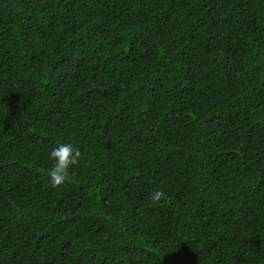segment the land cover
<instances>
[{"label":"trees","instance_id":"obj_1","mask_svg":"<svg viewBox=\"0 0 264 264\" xmlns=\"http://www.w3.org/2000/svg\"><path fill=\"white\" fill-rule=\"evenodd\" d=\"M0 264H264V0H0Z\"/></svg>","mask_w":264,"mask_h":264},{"label":"clouds","instance_id":"obj_2","mask_svg":"<svg viewBox=\"0 0 264 264\" xmlns=\"http://www.w3.org/2000/svg\"><path fill=\"white\" fill-rule=\"evenodd\" d=\"M81 157L79 148L71 143L58 144L49 154L52 166L47 169L46 174L49 176L53 187H59L69 180V170L72 166L78 164ZM151 198L159 202L164 199L161 191L152 193Z\"/></svg>","mask_w":264,"mask_h":264}]
</instances>
